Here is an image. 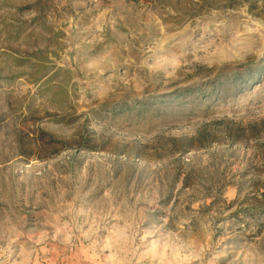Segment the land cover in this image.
I'll list each match as a JSON object with an SVG mask.
<instances>
[{"label": "rangeland", "instance_id": "obj_1", "mask_svg": "<svg viewBox=\"0 0 264 264\" xmlns=\"http://www.w3.org/2000/svg\"><path fill=\"white\" fill-rule=\"evenodd\" d=\"M0 264H264V0H0Z\"/></svg>", "mask_w": 264, "mask_h": 264}]
</instances>
